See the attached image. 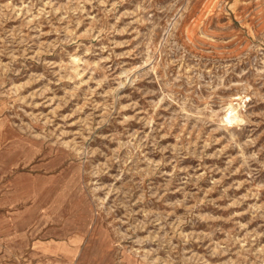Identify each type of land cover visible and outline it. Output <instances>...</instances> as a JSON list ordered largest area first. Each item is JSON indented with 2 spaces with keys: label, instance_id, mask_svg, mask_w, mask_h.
<instances>
[{
  "label": "rangeland",
  "instance_id": "1",
  "mask_svg": "<svg viewBox=\"0 0 264 264\" xmlns=\"http://www.w3.org/2000/svg\"><path fill=\"white\" fill-rule=\"evenodd\" d=\"M0 264H264V0H0Z\"/></svg>",
  "mask_w": 264,
  "mask_h": 264
},
{
  "label": "bare ground",
  "instance_id": "2",
  "mask_svg": "<svg viewBox=\"0 0 264 264\" xmlns=\"http://www.w3.org/2000/svg\"><path fill=\"white\" fill-rule=\"evenodd\" d=\"M241 105V104H240ZM238 105H234L232 102H229L226 105V112L225 115L223 116L225 119V121L227 123H231L233 121H236V119L238 118L239 114H238ZM241 118V117H240ZM239 121V120H238ZM223 125V124H222Z\"/></svg>",
  "mask_w": 264,
  "mask_h": 264
}]
</instances>
